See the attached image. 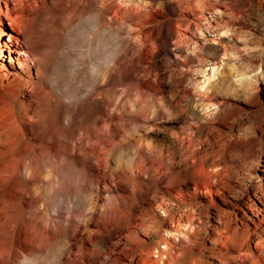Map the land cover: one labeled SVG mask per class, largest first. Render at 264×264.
<instances>
[{"label":"rangeland","instance_id":"obj_1","mask_svg":"<svg viewBox=\"0 0 264 264\" xmlns=\"http://www.w3.org/2000/svg\"><path fill=\"white\" fill-rule=\"evenodd\" d=\"M53 1L49 73L32 92L0 91V236L18 214L24 264H151L146 251L164 246L173 222L189 224L177 264H232L254 250L264 192V8L180 1L175 31L187 63L175 68L161 44L146 54L134 43L144 20L168 29L165 0H147L155 9L134 20L121 15L113 30L90 17L73 24L67 0ZM213 61L205 82L203 66ZM155 193L170 204L157 207L159 220L149 208Z\"/></svg>","mask_w":264,"mask_h":264},{"label":"bare ground","instance_id":"obj_2","mask_svg":"<svg viewBox=\"0 0 264 264\" xmlns=\"http://www.w3.org/2000/svg\"><path fill=\"white\" fill-rule=\"evenodd\" d=\"M180 1L182 0L164 1L167 7L164 17L165 21L168 23V29L164 30V28H160L159 30H156L153 28L150 21L144 20L141 22V27H136L139 31L134 39V43L146 54H148L153 44H161L166 51L171 53L173 58L172 62L175 68L184 66L187 63V60L181 57L183 48L180 46L181 44H179V39L175 31L177 21L174 14L179 13ZM217 1L224 3L226 0ZM50 2L51 0H0V91L18 93L19 91L24 92L27 90L32 92L39 86L46 72H48L47 68L50 65L49 61L52 60V58L50 59V56L53 54L51 53L50 55L52 49L50 51L49 44L51 42L47 41L48 39H46V36L49 35L46 33L47 30L45 31V26L48 27L47 19H49V16L47 17V13ZM152 2L147 0H67L71 9H68L67 7L65 8L69 10L70 14L73 13L76 15L74 18L73 15V20H70L71 23L73 21V24L76 21L78 22L79 18L86 21L85 19L90 17L94 19V25H106L113 30L115 23L121 15L134 20L155 9ZM250 2L247 0V4H250ZM255 2L264 8V0H255ZM206 3L207 0H197V5L205 6ZM217 9L219 15L225 13V10L220 8ZM144 26H150L149 31L146 32L142 30V27ZM196 27L199 31L201 30V26L196 25ZM134 29L135 28H132L131 31H129V34L127 33L129 37L128 39L133 37L132 30ZM96 30L98 29L96 28ZM221 36V33H218L217 37L219 38H212V42L219 43ZM60 38L62 39V37ZM58 39L56 41L59 42ZM245 46H248V43H246ZM203 67L205 70L204 81L209 82L216 74L218 62H209L206 66L204 64ZM50 68L51 67L48 68L49 71ZM259 200L261 205L257 206L254 213L257 217L254 221L252 220L255 224L254 235L259 238L257 247L254 250L248 246L247 248L242 249L240 253H238V259L236 258L237 260H234L232 264H264V192ZM149 203L151 217L155 220H159L160 218V215L157 212V207L167 208L170 205L169 202L164 199V195H159L158 193L151 196ZM174 217L175 215H173L172 219ZM178 220L184 221L182 217L178 218ZM66 221L68 220L66 219ZM61 223H64L63 218H61ZM188 225L189 224H186L185 222L179 224L174 222L169 223L165 229V235L163 237L161 236L158 241L160 242L162 238L164 246H158L155 253H153L152 250H147L145 255L146 260L151 264H177V261L181 256L179 257V254L175 253V249L180 245V236L188 231ZM139 228L145 235L149 234L146 222H141ZM9 233L10 235L8 237L0 236V253H9V256L7 257L8 260L4 263L24 264V256H22L25 245L23 239L24 226L18 214L15 215L13 223L10 225ZM134 233L136 234V232ZM131 235H133V233H131ZM245 241H247V239ZM242 243L245 244V242ZM115 248H112L110 253H114ZM153 254H155L156 259H153ZM108 255L110 254H107V256ZM224 260L223 262H225ZM195 261H197L196 258Z\"/></svg>","mask_w":264,"mask_h":264}]
</instances>
